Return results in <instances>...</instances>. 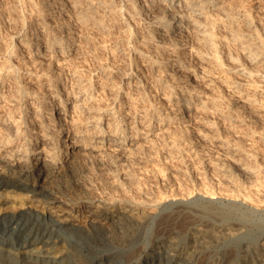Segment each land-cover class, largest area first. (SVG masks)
<instances>
[{"label": "rangeland", "instance_id": "374dc122", "mask_svg": "<svg viewBox=\"0 0 264 264\" xmlns=\"http://www.w3.org/2000/svg\"><path fill=\"white\" fill-rule=\"evenodd\" d=\"M54 1L0 0V135L4 130L3 124L6 119L4 116L6 110L13 112L16 123L25 122L23 126L27 129V133H30L33 122H36L38 127L39 122H46L48 120L49 104L53 103L56 109L60 108V103L58 102L60 98L50 84V80L60 73L59 76H63L64 79L60 83V86L63 87V91L59 90L62 92H59L61 95L65 94L69 88V90L76 91L80 88L78 85L80 84L81 88L91 90V97H88L85 93V97H82L83 101H78L80 96L83 95L79 94L68 102L71 113L64 115L67 118L58 139L50 141L46 140V137L41 132L37 134L38 140L33 145L35 152L32 151L30 153V165L35 162L34 158L36 156L41 161H44V159L52 161L51 156H54L58 152H65L66 145L68 146V150L56 157L52 161L53 163L64 161L65 158L67 160L70 152H75L76 156L79 155V159L78 157L76 159L77 167L75 166L72 171L64 175V179H53L48 184L50 189L60 188L64 184V181H67L76 185V192L84 193L87 198H111L117 194V191H123L121 194L129 196V199L134 198L140 201H148L149 203V198H151V201L157 202L158 197L155 196H158V191L162 190L160 191L161 193L167 192L169 190L168 187H171L174 193L184 195L194 189L193 186L195 184L198 185L202 181L210 183L211 181L213 184L218 185L217 188L225 187L223 188L225 189L224 192L227 191L229 192L228 194H232L228 191L230 186L228 187L225 184L226 182L222 181L221 178H227L228 171H231L232 167V169H236L237 167L240 171L239 173L245 178L244 186L246 190H244L251 196V200H241L244 197H240L238 201H232L229 198H225L226 195L223 196L224 192H222V197L211 201V203L219 210L230 209L229 206L234 204L233 213L235 214L229 223L241 227L243 230L242 234L235 237L227 236L223 243L219 242L212 245V248L206 254H197L198 258L192 254L191 257L193 256L198 260L199 264H242L244 261L239 259L243 255L241 251H244L247 246L254 249V246L259 242V238L261 239L264 236V83H261L263 79L261 76L255 75L264 74V63H252L250 60L252 55H249L257 52L261 54L259 57L264 62V0H217L220 3L217 4L215 9H213V6L211 10L207 11V15L206 13L205 15L202 14L200 20L206 18L205 24L209 33L208 39L214 42L216 52L212 48L210 50L205 45L191 46L187 43L188 45L181 48V57H185L184 62L186 65L192 64L194 61L196 71L192 72L186 68L185 76H188L192 80L190 81L191 85H188V87H192V83L194 85L195 90L192 92L194 101L192 103L198 104L201 102L203 105L191 107V110L193 109L194 111H191L190 115L191 118L195 119H191L190 122H187V119L185 122L183 120H173L162 124L158 121L160 118H157L158 111H150L154 120L148 127L142 121V116L144 115L142 110L145 107H149V110L153 106L160 108V110L162 109L160 114L163 113V117L168 115L174 116L178 114L177 107L173 105L175 103L174 100L178 94L181 95L184 92L178 89L176 85L174 89L168 88L170 84L165 85V88L164 86H159V83L163 81H145L146 75H151L148 72L151 66L148 62H145V58L139 59L140 62L139 60L134 62L135 59L133 57L139 54V50H148V47L143 45V37L147 34L148 26L143 23L146 15H141L138 19L130 22L125 13L132 11L131 0H80L81 2L75 8L76 10L71 9L70 11V9H67L64 11L63 16L64 20H66L61 21L66 23L62 27H75L73 30L76 32L73 34L78 39L76 48L70 51L71 53L67 60L57 63L56 59H54L50 63V53L45 52L47 54L46 57L36 55V57H39V60L33 62L29 58L28 48L22 46V40H24L22 36L23 32L20 33L23 26L22 23L25 22L26 28L31 23L37 24L38 27V24L42 23V16L40 14L44 13L46 15L48 13V6L46 4H52ZM70 1L64 0L66 5ZM145 1L137 0V2H142V4L146 3V10L156 9V7L150 6L151 4ZM190 1L197 4V1L200 0ZM104 2L109 9L111 7V11L105 12L106 14L103 10ZM200 2H205V0H201ZM92 3H94L93 6ZM120 3L125 4L122 13L118 11ZM161 3L158 2L159 5ZM99 8L101 9L99 10ZM32 10L33 12L30 14ZM82 12L88 15H86L88 17L86 20L92 24L88 21L80 22L78 20ZM90 15L92 17H89ZM93 16L96 19L98 18V22L95 19V23H93ZM59 18L58 21L57 19L50 21H57L55 23L57 24ZM128 21L132 25L131 30H129ZM87 24L90 26L88 27ZM102 27L106 28L103 29ZM134 31H136V34H134ZM66 32L70 31L66 29ZM190 35L193 37V34ZM198 35L196 34V36ZM191 37L188 38L187 42H191ZM156 42L155 39L152 43ZM17 45L21 48L14 55L12 51ZM243 45L251 50H244ZM198 51L208 54V57L210 55V58L215 56L212 53H219L220 58L216 60V58L212 57L208 62H198L196 60ZM98 58H101V60H98ZM194 58L195 60H193ZM155 67L154 74L156 73V76L152 73L150 77H157L159 75L163 78L166 74H169L167 70L172 65L166 66L164 70L167 72H163L161 75V70L156 63ZM105 68H108L107 71ZM14 70L17 71L14 72ZM246 70L247 74L243 73ZM126 72H130L132 74L131 77L130 74H124ZM76 79L79 80L78 84L75 83ZM128 84H131L130 89H128ZM2 86H4L3 89L1 88ZM18 87L22 91H36L37 93L31 95L29 98L20 99V95L16 92ZM127 92L128 94H126ZM150 104L152 107H150ZM78 106L83 111L80 110L79 112V109H76ZM19 109L22 110V114L18 113ZM99 109L102 110L98 113ZM36 112H39L38 115L40 117L36 116ZM100 116L102 121L100 126H98ZM123 117L124 119L126 118L125 129L132 131L134 126L139 127L135 130L137 135L134 137V140L131 139L130 141H126L124 145L121 144L119 147L114 146L112 148L111 142L106 143L105 139L101 141L97 133L98 128H102L105 131V135H108V132L114 128L115 120L123 119ZM26 141L27 137L23 138V135L13 137L14 144L12 143V145L14 147L15 145L20 146ZM250 152H252L251 156L249 155ZM242 158L245 164L242 163V160L236 161ZM25 159H21V163L25 164ZM252 162L256 168H251V171L255 170L256 172L254 171L250 174L248 170L252 167L250 166ZM240 167L247 168V172L242 171ZM225 170L228 171L225 172ZM214 174L220 178H212ZM217 181H220V183L217 184ZM117 185H121V188ZM112 188H115V190L118 188L115 193L113 192L114 194L112 192L109 193L110 189L111 191L114 190ZM123 188L127 190L125 193ZM146 191L149 193H145ZM184 191L185 193H182ZM151 192L154 194H151ZM70 193L74 195L75 192L71 190ZM240 194L242 196L244 193ZM234 195H237V193ZM183 198H185V201H182ZM170 199L169 197L166 200L162 199L160 207L169 205V203L177 204L178 202L179 204L191 203L193 208H195L206 206L204 203L209 202L208 199L202 198V193H199L197 189H194L193 195L182 197V199L179 196L173 201ZM144 205L146 206L145 210L147 213H154L156 204ZM207 209L214 210L212 207ZM10 212L16 214L20 211L14 209ZM196 213V220L198 222L194 220L197 222L199 228L209 229L214 225L212 223L215 220L214 218L201 212ZM158 216L140 231V236L142 237L140 248L144 250V255L142 254L139 259L140 264H148L149 260L154 261L156 264H166L167 249L165 245L168 244L169 239L174 237L179 242L181 241L180 245L185 247L186 255L189 256L191 254L192 250H187L186 246H188L190 242L189 237H191L189 225L194 224V221L180 218L174 222H172V219L166 220V222L163 221L164 227L162 230L165 229V232L161 234L163 236L158 237V233L156 235L159 226L156 222L158 221ZM179 222L182 223L180 224ZM42 223L46 224V222ZM216 223L217 225L219 224L218 221ZM75 224L86 227L87 223L81 221L75 222ZM2 226L0 225V228ZM83 229L85 230V228ZM95 236L102 238L101 234L98 233ZM249 243L251 244L249 245ZM228 246H233L234 252H236V255L231 260L229 258L224 259L222 256L223 251ZM159 247H161V250L158 251ZM204 256L206 257L204 258ZM185 258L181 261H185ZM178 263L179 261L174 264Z\"/></svg>", "mask_w": 264, "mask_h": 264}, {"label": "bare ground", "instance_id": "6f19581e", "mask_svg": "<svg viewBox=\"0 0 264 264\" xmlns=\"http://www.w3.org/2000/svg\"><path fill=\"white\" fill-rule=\"evenodd\" d=\"M146 1L149 2V4H151L150 6L156 7V9L153 7L154 9L146 10L145 8L146 3L142 4V2L141 3L137 2V0L136 1L131 0L132 11H128L127 13H125V15L128 16L127 19H129L130 22L132 20L138 19L141 15L144 16L145 14L146 16L144 17L145 19L143 23H145V25H148L147 31L145 30L147 34L143 37V45L148 47L147 48L148 50L147 51H142V49L139 50L138 51L139 54L133 57L135 59L134 62H137L139 59L142 60L143 58H145V62H148V64L151 66V68H149L148 71L151 75L152 73L154 74V71L156 70L155 67V63H156V65H158L161 70L160 75L163 72L166 73L167 71L169 72V74H166V76L163 78H161L159 75L157 77L154 76L150 77L151 75L150 76L146 75L145 81H149V80L163 81L159 83V86H164L165 88V85L170 84L168 88L174 89V86L176 85L178 86V89H180L184 93L181 95L178 94L174 100L175 103L173 105L177 107L178 114H175L174 116L172 115L165 116L164 114L165 117H163L162 116L163 113L160 114L162 109L160 110V108H155V106L152 107V105L150 104V107H152L151 110L148 109L149 107L148 108L145 107L142 110L144 113V115L142 116V121H144V124L147 125V127L150 126L152 121L154 120L152 113L150 111L155 110L158 111L157 118H160V120L158 119L159 123L162 124L164 122L169 123V121H173V120L174 121L183 120V122H185L187 119H188L187 122H190L191 119H193L191 118L190 113L191 111L192 112L194 111L193 109L191 110V107L194 106L200 107L203 105V103L201 102L198 104L192 103L194 101V97H192V92L195 89L193 87L194 86L193 83H192V87L190 86H189L190 88L188 87V85H191L190 81L192 80L189 79L188 76H185V69L188 68L190 69V71L195 72L196 66L194 65V61L192 62V64L191 63H189L188 65L185 64L184 62L185 57L184 56H183L184 58L181 57V48L185 47L186 45H188L187 43H189L191 46L205 45L208 46L209 49L212 48L213 50H215L214 42L208 39L209 33L208 30L206 29L207 27V25L205 24L206 18L200 20V17L202 16V14L205 15V13L207 15V11L211 10V7L213 6H214L213 9H215L217 4H219L220 2L217 0H205V2H200L201 1L200 0L197 1V4H195V2L193 3V1L190 0H154V1L146 0ZM79 2L81 1L71 0L66 5L64 0H55L52 4L50 3L46 4L48 6L47 9L48 13L46 15H44V13L42 15L40 14V16H42L41 18L42 23L38 24V27L37 24L31 23V25L27 26L26 28L25 22L22 23L23 26L20 30V33L23 32L22 36L24 37V40H22V46L28 48V55H30L29 58L32 59L33 62L39 60V57H36V55H41L42 57H46L47 56L46 53H50L49 54L50 63H52L54 59H56L57 63L61 62L62 60L64 61L67 60L68 56L71 53L70 51L76 48L78 39H76V35L73 34L76 32L73 30L75 27L73 28L67 26L62 27V25L65 23L64 21L66 20V19L64 20L63 14L64 11H66L67 9H70L71 11V9L77 8L79 6ZM158 2H162V3L159 5ZM93 4L94 3H92V6ZM124 5H125L124 3H120V8L118 10L119 13L123 12ZM100 9L101 8H99V10ZM110 9L104 2L103 3L104 13L105 12L108 13ZM93 11L95 12V9H93ZM32 12L33 10L30 12V14H32ZM95 13H97V11ZM80 15L78 19L80 20V22L88 21L86 20V18H88L87 14H83L82 12ZM89 17L92 16L90 15ZM58 18H59V22L55 24L58 21ZM52 19L54 20L57 19V21H50ZM95 19L96 18L94 17L93 23H95ZM62 20L64 21L61 22ZM130 22L129 21L127 22L128 27L130 28L129 30H131L132 27ZM53 24H55V26H53ZM66 29H68L70 32H66ZM136 31H134V34H136ZM190 34H193L192 35L193 37H191ZM196 34L199 35L196 36ZM189 37L192 38V40L190 41L193 42V44H191V42H187V40H189L188 39ZM155 39L157 42L152 43ZM20 48L21 47H19L18 45L15 46L12 51L13 54L14 53L16 54V52L20 50ZM243 48L244 50H251V49H247L248 47L244 45ZM250 53H252V51H250ZM212 54H215V56L212 57L216 58V60L220 58L219 53H212ZM249 55H252L250 58L252 63L253 62L258 64L264 63L262 62L263 60L259 57L261 54L254 52ZM212 57L210 58V55L208 57V54H204L202 51H198L196 55L197 58L196 60H198V62H205V61L208 62L210 59H212ZM98 60H101V58L100 59L98 58ZM193 60H195V58ZM148 64L146 65L150 67ZM169 64L172 65V67L168 68V70L165 71L164 68ZM105 69L107 71L108 68ZM247 70L244 71L243 73L247 74ZM16 71L17 70H14V72ZM130 72L132 73V71ZM130 72H126L124 74L127 75L130 74ZM59 75L60 73L57 76L55 75V78L50 80V84L52 85L53 90H55L57 96H59L60 98L58 101L60 103V108L56 109L53 103L49 104L48 120H46V122L43 121L39 122L38 127H37V123L33 122V125L30 128L31 132L27 133V129H25V126H23V124L25 125V122L22 121L20 123H16V118L13 112L11 111L9 112L6 110L4 114L6 118L3 124L4 130L1 132L0 135V225H3L0 228V264H140L139 259L141 258L144 252V250L140 248V244L142 243V237L140 236V231L143 227H146L148 223L154 220V218L157 215H159L157 219L158 221H156L159 225L156 231V235L158 233V237L163 236L161 234L165 232L164 231L165 229L162 230V228L164 227L163 221L166 222V220L172 219V222H174L176 220L178 221L179 218L188 219L189 221H194V224L189 225V229L191 232L190 234L191 237H189L190 242L188 246L185 245L187 247V250L188 249L192 250L191 254L189 256L186 255L185 247L180 245L181 241L179 242L175 237L171 239L168 238L169 239L168 244L165 245L167 249L166 264H174L178 261H179L178 264H197V263L199 264L198 260H196L193 256L191 257L192 254H194L195 256L197 254H206L208 251H210L212 245L219 242L223 243L224 240H226L225 238L227 236L235 237L238 235L240 236V234H242L243 230L241 227H237L236 225L229 223V221L233 219V216L235 214L233 213L234 212L233 208L235 207L234 204L230 205L229 206L230 209L227 210L226 209L219 210L212 205L211 201L217 200L222 197V192L225 191V189L223 188L225 187L217 188L218 185L213 184V182L211 181L210 183L206 181H202L199 182L198 185L195 184L196 186L195 185L193 186L195 190L197 189L199 193H202V198H206L209 201L208 203L207 202L204 203L206 204V206L195 207V208H193L191 203L179 204L178 202L177 204L169 203V205L160 207V203L162 202L161 201L162 199L166 200V198L169 197L173 201L179 196L180 199H182V197L193 195L194 189H192L191 191L187 192L184 195L182 194L180 195L176 192L174 193V190H172L171 187H168L169 190L167 192L165 191L161 193L160 191L162 190L158 191L159 194L157 192L158 196H155L158 197L157 202L151 201V198H149L150 199L149 203L148 201H140L134 198L129 199L128 198L129 196L127 197L125 194H121L123 191L122 192L117 191L118 188L116 190L115 188H112L114 189L112 191L110 189L109 193L111 192L115 193V191H117L116 192L117 194H115V196H112L111 198L110 197L87 198L85 197L84 193L81 194L76 192L77 191L76 185L71 184L67 181H64V184L60 188L50 189L48 184L53 179L55 178L64 179V175L72 171L75 168V166L77 167L76 159L79 155L77 154L78 156H76L74 154L75 152H70L69 157L67 156L68 157L67 160L65 158L64 161H60L59 163H53L52 161H54L56 157L62 155L68 150V146L66 145L65 152H60V153L58 152L57 154L55 153L54 156H51L52 161H49L47 159L41 161L36 156L34 158L35 162L30 165L29 162L30 153L32 151L35 152V150L33 149V145L38 140L37 134L41 132L42 135L46 137V140H50V141L54 139H58L59 133L60 131H63L62 128L66 122L67 117H65L64 115L71 113V108H69L68 102L71 101L74 96L76 95L78 96L79 94H83V95L80 96L78 101H83L82 97L85 95V93L87 94L88 97L89 96L91 97V90L81 88L80 84H78L79 80L77 79L76 80L78 82L76 81L75 83H77L79 87L83 90L78 88L77 90L80 91L77 90L75 91L72 89L71 91L69 90L70 89L69 88L68 90H66L65 94L63 93L61 95L60 93L62 92L60 91L61 90L63 91V87L60 86V83L64 79L63 76L61 77ZM131 75L132 74H130V77ZM255 75L261 76L263 78L261 83H264V74H255ZM3 87L4 86H2L1 88L3 89ZM130 87L131 84H128V89H130ZM16 92L18 95H20V99L29 98L31 95H35L37 93L36 91H31V92L22 91L21 88L19 89V87L16 90ZM16 92L14 93L16 94ZM167 93H171V92H167ZM126 94H128V92ZM79 106L76 107V109L78 108L80 112L82 108H80ZM101 110L102 109H99L98 113ZM58 111L60 112L58 113ZM18 113L22 114V110L19 109ZM36 114H37L36 116L40 117V115H38L39 112L38 113L36 112ZM125 119L123 117V119L115 120L114 128L108 132V135H105V131L102 128H98L97 133L99 134V138L101 139V141L105 139L106 143L111 142L113 148L114 146L119 147L121 144L124 145L126 144V141H130L131 139L134 140V137H136L137 135V132L135 130H137L139 127L134 126L132 131L125 129V125H126ZM98 121H99L98 126H100L102 121L101 116L99 117ZM134 125H135V121H134ZM32 133L33 135H31ZM175 133L177 134V132ZM22 135L23 138L27 137V141L20 146L15 145L14 147V145H12L13 137H19ZM19 152L20 154H18ZM252 152H250L249 155ZM23 154L25 155L22 156ZM23 158H26L25 164L21 163L20 161ZM241 160L242 163H244L243 158L237 159L236 161H241ZM246 160L248 161V159ZM196 161L198 162V160ZM253 162L251 163L252 165H250L252 167H250V170H248L250 174H252L255 171L254 170L252 172L251 168H256L254 167ZM232 168L230 169L231 171H228L229 169L227 167L228 170H225V172L228 171V174L226 175L227 178L225 177H224L225 179L221 178L222 181L224 180L226 182L225 184H227L228 187L230 186V189L228 188L229 189L228 191H230L232 194H228L229 192L226 191L224 192L226 194L223 193V196L226 195L225 198H229L232 201H238L240 197H244L241 198V200L248 201L251 198V196H249V194L246 193L245 191L246 190L244 186L245 178L242 177V175L239 173L240 171L237 169V167L236 169H232ZM241 169L242 171L244 170V172H247V168L242 167ZM215 174H217V172H215ZM215 174L212 175V178L213 177L220 178L218 177V175L216 176ZM216 183L218 184L220 183V181L219 182L217 181ZM117 186L121 188L120 187L121 185H117ZM71 190L72 192L74 190L75 192L74 195L70 193ZM125 191L127 190H124V193ZM185 191L182 193H185ZM242 192L244 194L241 196L240 193ZM145 193H149V192L146 191ZM152 193L153 192H151V194ZM233 193L234 194L237 193V195H234ZM182 201H185V198H183ZM144 204L148 206L151 204L153 205L156 204L154 209L155 211H153L154 213L152 214L147 213V211L145 210L146 206ZM210 207L214 208V210L207 209ZM14 209H17L20 212L16 214L10 212L11 210ZM196 212H201L204 215L214 218L216 221L219 222L220 225L218 224L219 225L218 226L216 221L214 220L212 223L217 226L212 225L209 229H202L203 228L202 226H201L202 228H199V226L197 225L198 220H196V214H197ZM81 221L87 223L86 227L83 225L75 224V222H81ZM42 222H46V224ZM83 228H85V230ZM96 233L101 234V237L103 239L99 238L98 236H95ZM235 242L237 241L235 240ZM250 244L251 243H249V245ZM160 248L161 247L158 248V251L161 250ZM223 252L224 253H222L223 254L222 256L224 257V259L229 258L231 260V258H233V256L236 255L233 246L232 247L228 246L227 248H225V251ZM241 252L243 255H241L239 259L244 261L242 264H264V236H262L261 239L259 238V242L257 243L256 246H254V249L253 247L251 248L250 246H247L246 249ZM185 256L187 257L185 258ZM205 257L206 256H204V258ZM183 258H185V261L182 262L181 260ZM149 263L156 264L154 261L151 260H149Z\"/></svg>", "mask_w": 264, "mask_h": 264}]
</instances>
